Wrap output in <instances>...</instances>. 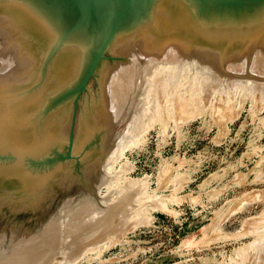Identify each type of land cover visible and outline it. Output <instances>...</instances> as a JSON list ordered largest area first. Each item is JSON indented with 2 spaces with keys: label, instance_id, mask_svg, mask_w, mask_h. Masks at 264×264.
I'll return each mask as SVG.
<instances>
[{
  "label": "water",
  "instance_id": "95a60500",
  "mask_svg": "<svg viewBox=\"0 0 264 264\" xmlns=\"http://www.w3.org/2000/svg\"><path fill=\"white\" fill-rule=\"evenodd\" d=\"M264 0H0V264L109 234L134 194L97 197L103 160L144 129L158 62L264 86ZM250 264H264V245Z\"/></svg>",
  "mask_w": 264,
  "mask_h": 264
},
{
  "label": "rangeland",
  "instance_id": "374dc122",
  "mask_svg": "<svg viewBox=\"0 0 264 264\" xmlns=\"http://www.w3.org/2000/svg\"><path fill=\"white\" fill-rule=\"evenodd\" d=\"M172 65L146 77L145 129L103 160L114 177L97 197L134 194L116 227L37 264H250L264 245V86ZM249 69L264 76L254 57Z\"/></svg>",
  "mask_w": 264,
  "mask_h": 264
},
{
  "label": "bare ground",
  "instance_id": "6f19581e",
  "mask_svg": "<svg viewBox=\"0 0 264 264\" xmlns=\"http://www.w3.org/2000/svg\"><path fill=\"white\" fill-rule=\"evenodd\" d=\"M173 65H174V64H173ZM173 65H172V66H173ZM165 66H166V65H165ZM172 66H171V67H172ZM184 66H185V65H184ZM192 68H193V67H192ZM163 69H164V68H163ZM166 69H167V68H166ZM166 69H165V70H166ZM175 69H179V67H178V68H175ZM189 70H190V69H189ZM159 71H161V70H159ZM162 71H163V70H162ZM162 71H161V72H162ZM175 71H176V70H175ZM179 72H180V71H179ZM187 72H188V71H187ZM164 73H167V72L165 71ZM164 73L161 74V75H165ZM170 73H171V72H170ZM156 74H157V73H156ZM167 74H168V73H167ZM173 74H174V73H173ZM175 74H176V73H175ZM180 74H181V73H180ZM161 75H160V76H161ZM165 76H166V75H165ZM173 76H174V75H173ZM163 77H164V76H163ZM177 77H178V76H177ZM151 78H153V77H151ZM156 78H157V77H156ZM158 78H159V77H158ZM160 78H162V77H160ZM169 78H170V79H169ZM174 78H176V77H174ZM153 79H154V78H153ZM168 79L170 80L169 82H171L172 78H171L170 76L168 77V75H167V80H168ZM167 80H164V79H163L162 81H164V83H165V81H167ZM174 80H175V79H174ZM162 81H160V83H159V82H158V83H159L160 85H163V86H164V84H163ZM161 82H162V84H161ZM169 82L167 81V85L169 84ZM155 83H156V82H155ZM165 84H166V83H165ZM149 85H150V84H149ZM160 85H159V86H160ZM169 85H171V84H169ZM169 85L166 87L167 89H168ZM159 86H158L157 88H155V91H156V89H158V88H162V87H159ZM165 86H166V85H165ZM165 86H164V90L162 89V91H165V89H166ZM171 86H172V85H171ZM193 88H194V87H193ZM167 89H166V91H167ZM192 90H193V89H192ZM158 91H159V89H158ZM190 92H191V91H190ZM160 93H161V91H160ZM165 94H166V93H165ZM192 94H193V93H192ZM156 95H157V94H156ZM149 97H150V96H149ZM144 125H145V124H144ZM108 158H109V157H108ZM106 160H107V159H106Z\"/></svg>",
  "mask_w": 264,
  "mask_h": 264
}]
</instances>
